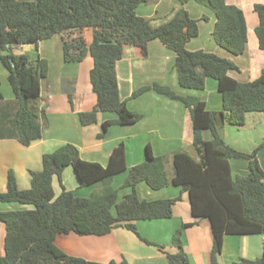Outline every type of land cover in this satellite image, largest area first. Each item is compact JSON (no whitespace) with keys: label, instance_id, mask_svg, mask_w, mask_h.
<instances>
[{"label":"trees","instance_id":"1","mask_svg":"<svg viewBox=\"0 0 264 264\" xmlns=\"http://www.w3.org/2000/svg\"><path fill=\"white\" fill-rule=\"evenodd\" d=\"M146 1L0 0V62L8 71V82L15 95L14 99L6 100L0 80V138L17 139L28 146L42 137L41 118L45 117V111L40 109L39 99L41 81L49 71L48 61L16 54L14 45L38 44L55 34L73 31L78 35L63 39L65 61H82L87 55L94 60L90 79L97 102L92 110L78 112L82 125L96 122L99 112L117 114L115 119L104 121V130L112 124L129 125L142 118L120 96L116 65L126 45L139 46L146 54L148 43L154 39L175 52L181 87L203 90L206 77H214L223 104L220 111H211L199 96H182L168 86L153 83L134 91L133 97L154 89L183 102L191 114L192 147L196 154L181 148L170 156L154 155L148 146L146 159L129 168L124 142L112 150L107 165L83 159L78 147L67 143L43 155V167L32 172L30 188H19L15 174L10 172L7 188L0 192V202L31 207L0 211V221L6 229L5 253L0 255V264H106L66 253L57 246L56 237L70 232L101 236L120 226L138 234L136 221L172 217L173 207L181 196L141 199L136 190L140 182H146L152 189L178 185L188 192L194 217L207 218L211 224V264H219L226 235H264V169L257 158L259 148L252 153L242 152L227 144L219 132L225 123L242 126L248 113L264 112V69L252 81L233 78L229 72L238 69L233 60L187 48V42L199 34V26L184 7L169 21L153 26L150 19L137 13V7ZM180 1L185 4L189 0ZM196 1L216 15L213 30L216 42L234 55L243 54L247 48V25L242 9L226 0ZM254 10L259 16L256 27L259 45L264 49V4H256ZM85 28L92 30L89 44L81 33ZM207 129L211 132L209 139L203 135ZM103 136L101 133L100 137ZM233 158L249 161L248 175L233 177L230 163ZM69 165L81 186L101 183V188L88 197L66 189L62 174ZM125 171L128 174L123 187L132 190L119 200L113 178ZM55 176L62 185L58 195L53 187ZM195 223L183 224L176 233L174 243L179 250L166 253L169 264H190L181 236L184 229ZM234 264H264V251L259 258L242 259Z\"/></svg>","mask_w":264,"mask_h":264},{"label":"crops","instance_id":"2","mask_svg":"<svg viewBox=\"0 0 264 264\" xmlns=\"http://www.w3.org/2000/svg\"><path fill=\"white\" fill-rule=\"evenodd\" d=\"M226 2L241 8L245 15L247 48L240 55L230 53L216 42L213 37L216 15L208 6L196 0H189L185 4L180 0H147L137 7V13L150 19L153 26H159L169 21L184 7L192 18L198 20L199 26V34L187 42V48L191 51L216 53L233 60L238 69L231 70L230 76L242 82L252 81L259 77L264 69V49L260 47L256 33L259 16L254 10V6L264 4V0ZM81 33L89 44L92 41V30L85 28ZM76 35L78 32L73 31L55 34L38 44L14 45L13 51L16 54H26L30 59L41 58L48 61L49 71L41 81L39 99V107L45 111V117L41 118L42 137L28 146L17 139L0 138V192L6 190L10 172L15 174L19 188H30L32 172L43 167V155L54 152L67 143L76 145L83 159L107 165L112 150L120 142H124L129 168L146 159L148 146L154 155L170 156L181 148H192L196 154L192 147L191 114L185 104L159 94L154 89L133 97L134 91L141 87L159 83L182 96H199L211 111H220L223 107L216 78L206 77L203 90L181 87L175 66V52L160 40L154 39L148 43L146 54L139 46L126 45L124 55L116 65L120 96L128 107L140 113L142 118L129 125L112 124L104 130V121L115 119L117 114L99 112L96 122L82 125L78 112L92 110L96 105L97 95L90 79V71L94 66L93 57L87 55L82 61L70 62L64 59V37ZM7 77L8 71H3L0 76L1 89L4 98L12 100L15 95L12 88L9 89L10 84L6 85ZM219 132L226 143L237 150L252 153L259 148L257 158L264 169V115H260V112H250L242 126L225 123L219 127ZM101 133H104L103 137H100ZM203 135L205 139H209L210 130H204ZM230 163L234 178L249 174L247 159L233 158ZM167 167L172 170L170 163ZM127 174L125 171L113 178V186L119 191V200L132 190L130 187H123ZM62 184L66 189L74 190L77 195L84 197L90 196L102 186L101 183L81 186L71 165L63 171ZM53 187L57 195L62 191L57 176L53 178ZM136 190L141 199L156 200L178 196H181V199L175 203L170 218L138 220V234L125 226L114 228L110 233L101 236L80 235L75 232L59 233L55 240L57 246L70 255L98 263L108 264L115 261L118 264H169L166 253H176L179 250L174 243L176 233L183 224L196 222L194 226L184 229L181 236L183 248L188 254L190 264H211V224L207 218L194 217L187 191L173 184L152 189L146 182L138 183ZM20 208L30 207L0 202V211ZM5 233V224L0 221V255L5 253ZM263 251V234L226 235L219 264H234L242 259L254 260L261 257Z\"/></svg>","mask_w":264,"mask_h":264},{"label":"rangeland","instance_id":"3","mask_svg":"<svg viewBox=\"0 0 264 264\" xmlns=\"http://www.w3.org/2000/svg\"><path fill=\"white\" fill-rule=\"evenodd\" d=\"M29 1H32V0H29ZM1 67H0V76H2L3 74V71H7L3 66L2 64L0 63ZM7 84L6 85H9L8 81L6 82ZM9 89H11L10 85H9ZM212 104V103H211ZM260 115H264V112H260ZM192 154H194V151H192V148H187ZM122 195V193H120V196ZM26 207H31L30 205H25ZM137 222V221H136ZM135 222V223H136Z\"/></svg>","mask_w":264,"mask_h":264}]
</instances>
